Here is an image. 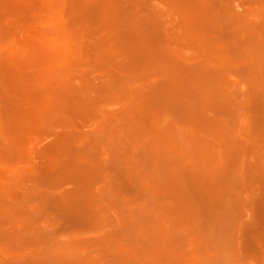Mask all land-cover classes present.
<instances>
[{
  "label": "bare ground",
  "instance_id": "1",
  "mask_svg": "<svg viewBox=\"0 0 264 264\" xmlns=\"http://www.w3.org/2000/svg\"><path fill=\"white\" fill-rule=\"evenodd\" d=\"M167 1L185 12L183 24L190 30L186 33L191 43L200 46V57L173 48L180 37L173 33L172 20L161 22L150 0H34L30 10L35 15L28 11L23 21L36 17L50 26L45 30L32 26L14 42H8L10 30L0 21L3 51L26 58L23 68L20 63L5 70L0 85L11 111L7 124H0L2 148L7 159L21 155L17 146L24 142L18 135L32 127L39 130L40 140L53 139L43 152L55 157L50 156L47 176H41V186L33 192L44 202L42 213L52 214L64 226L96 231L89 242L99 248L100 259L108 257L112 264H194L196 253H207L223 241H230L233 252L244 258L255 257L256 238L264 229V0ZM25 2L0 0V5L26 11ZM119 53L125 61H117ZM215 57L220 58L219 66ZM84 63L105 70L114 67V74L105 75L96 89L97 102H123L119 110L108 112L101 128L90 133L75 128L76 118L86 122L93 114L100 117L98 110L93 114L88 110L94 88L89 84L84 91L81 84L80 89L73 84L77 77L72 80V69ZM135 67L140 68V77L133 72ZM153 74L164 79V87L147 83V76ZM132 114L150 122L130 124ZM159 117L167 120L165 126L159 125ZM183 123L194 130L178 129ZM133 144L138 151L134 162L124 151ZM105 145H112L108 160L101 153ZM176 167L183 184L199 200L191 207L196 213L177 193ZM1 178L3 200L12 190ZM144 179L152 182L170 226L154 220L143 205L131 208L114 190L144 199L148 191ZM101 181L106 183L97 188ZM69 183L73 186L67 188ZM54 188L61 191L55 193ZM163 198L170 203H162ZM244 198L251 199L255 208L253 220L245 219ZM104 201L118 209L119 227L99 234L113 220ZM16 222L5 238L13 239L14 233L21 246L35 244L41 249L24 255L21 264H96L98 260L53 254L47 234L35 223ZM237 237L245 250L241 251ZM189 241L197 243L192 254L185 249ZM209 264L229 263L213 257Z\"/></svg>",
  "mask_w": 264,
  "mask_h": 264
},
{
  "label": "rangeland",
  "instance_id": "2",
  "mask_svg": "<svg viewBox=\"0 0 264 264\" xmlns=\"http://www.w3.org/2000/svg\"><path fill=\"white\" fill-rule=\"evenodd\" d=\"M2 2V0H1ZM34 2V0H26L25 6L23 5V9H26V11H13L9 10L7 6L0 5V21L1 24L5 27H7L10 30V33L8 35V42H14L19 41L21 37L26 35L28 31L31 29V27H36L40 30H45L49 28L50 23L48 21H43L41 19H38L36 17H33V19L26 23L23 21V16L30 11L31 15L34 16L35 14L33 11H31V3ZM41 2H44V0H41ZM151 5L153 9L159 14V20L161 22H167L169 20H172V28H174L173 33L177 34L180 37V40L173 44V48L177 51L182 52L184 55L190 56V57H200V46L195 45L191 43L190 37L187 35L186 30L190 31L188 27L184 26L183 20L185 18V12L181 7H176V5L170 3L167 0H150ZM29 12V13H30ZM38 12V13H37ZM12 13V15H11ZM36 14H41L39 11L35 12ZM147 13V11H145ZM51 13H47V15H50ZM38 16V15H37ZM9 25V26H8ZM106 30V29H105ZM104 30V32H106ZM98 37V36H96ZM0 85L4 78V75L6 74L7 68L9 66H18L21 62L26 61V58L23 56H17L13 57L10 53L7 54L6 49H4L0 46ZM12 50V49H11ZM10 50V51H11ZM85 55V54H84ZM101 56H104L102 52H100ZM84 57V56H83ZM19 58V59H17ZM86 60L89 59V56L86 54L84 57ZM125 56L123 54L117 55V61H125ZM215 66L220 65V58L215 57L213 60ZM9 63V64H7ZM22 64V63H21ZM19 67V66H18ZM24 67V64L21 66ZM32 67H26V71H30ZM99 70V71H98ZM133 72L137 77H140V68L135 67L132 69ZM115 69L114 67H109L108 70L102 69L100 67H97L95 65H91L89 63H84L81 66H77L72 69L71 71V77L73 78L77 77L73 81V84H75L76 87L78 85L80 88H83L84 91H86V88H88V85L90 84L94 89L92 90V105L88 109L90 110H98L99 115L96 114V118H93L90 116L89 121L76 118V124L75 128L78 131H83V133H90L94 130H97L98 128H101L102 122L106 119V115H108V112L111 111H117L123 106V102L119 100L116 102H106L104 104H100L97 102V97H99V93L96 90L99 85H101L104 81L105 75L107 74H114ZM48 74V72L46 73ZM79 77V78H78ZM84 78V79H83ZM80 79V80H79ZM82 79V80H81ZM85 80V81H83ZM147 83L149 85H156L157 87L161 86L164 87V79L157 74H153L150 76H147L146 78ZM80 81V82H79ZM76 82V83H75ZM87 85V86H86ZM79 88V87H78ZM79 88V89H80ZM96 93V94H95ZM9 102L7 101L4 93L0 90V124L3 126L5 123L7 124V121L11 119L10 110H9ZM99 106V107H97ZM117 106V107H116ZM4 110V111H3ZM98 113V112H97ZM210 113V112H209ZM212 114V113H211ZM137 114H132L129 118L130 124L133 123H143L148 124L149 122L147 120H143L142 117L136 116ZM142 118V119H141ZM96 121H93V120ZM159 121L160 126H165L167 123V120L165 118H157ZM74 120V121H75ZM78 121V122H77ZM80 121V122H79ZM85 125V126H83ZM89 125L88 127H86ZM36 126H34L35 128ZM231 127L235 128L236 124L232 123ZM83 128L85 130H83ZM178 129H186V130H194L191 125H185L179 124ZM32 130H35V133L32 132ZM37 130V132H36ZM21 135L19 138L22 142H24V149L23 147L18 144L17 150H20L21 155L6 158V151L2 148V138H0V177L1 179H5L8 181V184L11 186L10 189L12 190V193L8 194L6 197L3 198V200H0V264H21L22 257L26 254H32V253H40L41 249L37 248L35 244L28 245V246H21L20 242L17 238V234L13 233V239H6L5 236L7 235L9 237V234H11L15 228V224L17 223V220H27L30 222L35 223V225L41 229L43 232L47 234L48 237V246H51L50 248L53 250V254H61L64 257L68 256H89L91 258H94L96 260V264H112L111 261H109L107 258L100 259L99 257V248L96 246H93L89 240L93 239L98 233L96 231L89 233L90 231L77 228L76 226H64L62 222H59L57 219L54 218L52 214H44L41 212L42 205L44 202L42 199L38 196V194H35L33 192L34 189L39 188L40 182L39 179L41 176L45 177L47 176V166L50 163L51 154L49 155L43 152V149L46 144L49 145V142L51 143L53 139H47V140H40L41 137L38 133L39 130L36 129H30V130H21ZM33 133L31 135V133ZM14 134V133H13ZM16 137V133L14 134ZM15 140V137L11 134L9 135ZM38 137V138H37ZM53 138V137H51ZM32 146V147H31ZM111 146L112 145H105L101 148V153L103 155V159L108 160L111 157ZM137 146L133 144L129 149H125L126 151V157L129 158L130 161H135V159L138 160V151ZM27 150V152H26ZM58 153L57 151H55ZM54 152V153H55ZM26 153V154H25ZM53 153V152H52ZM69 154V153H68ZM56 155V154H55ZM54 156V154H53ZM52 156V157H53ZM55 157V156H54ZM60 157V153L57 154L56 158ZM141 163V169L145 167V162L142 161ZM47 165V166H46ZM45 169V170H44ZM135 167H131L130 170L134 171ZM44 171V172H43ZM173 171L177 174H179V185L177 188V193L183 200L185 201L187 207L192 211L195 212L192 208L196 206V204H200L199 200L189 191L186 185L183 184V180L181 179V169L179 167L173 168ZM40 175V176H39ZM145 184L147 187V196L144 199H135L133 195L128 194L127 192L123 191L121 192L118 188L114 189L117 190L119 194H121L123 197H125L130 202V207L133 208L137 205H143L146 208V212L148 215L152 216L154 220H156L160 224H164V226H170L171 223L168 219L165 218L164 210L159 209L158 202L156 197L154 196V193L152 191L151 185L152 182L149 179H144ZM182 182V183H181ZM106 181H101L96 186L97 188L102 187ZM196 185H200V182L196 183ZM68 186H73L72 184H67L66 187L70 188ZM65 187V188H66ZM53 191L60 192L61 189L54 188ZM13 198H11V197ZM6 198V199H5ZM2 199V198H0ZM11 199V200H10ZM8 203H7V202ZM11 201V202H10ZM4 202V203H3ZM14 202V204H13ZM162 203L169 204V199H162ZM2 203V204H1ZM11 203V204H10ZM16 203V206H15ZM243 203L247 204V208L243 210V214L245 215L246 220H253V216L255 214V208L252 206L251 199L244 198ZM14 206H13V205ZM103 205L108 210L109 215L112 216L113 220L112 223L109 225L103 226L100 228L101 232L99 234H106L109 231H112L119 227V212L118 209L113 207L109 202L104 201ZM192 207V208H191ZM197 209V208H196ZM180 232L186 233L185 229H180ZM233 237H228L226 240H231ZM256 240L258 241V248L259 253L255 257L251 258H244L243 254H240L239 251L232 250L231 242L230 241H223L221 244H213L211 250L207 253H196L194 255L193 261L194 264H196V261L199 260L201 264L203 263H210V260L213 259V257H217L218 259H221L229 264H256L257 260L256 258H259L262 262H264V229H261L259 231V235L257 236ZM237 243L238 246H240L241 251L245 250V247L242 246L243 241L241 237H237ZM118 245L120 247L125 248L128 253L130 252L132 255L134 254L133 249L127 247L125 243L122 241H118ZM197 243L192 241L187 242L185 245V249L188 254H192V252H195L194 249L196 248ZM263 247V248H261ZM104 249V248H103ZM39 250V251H38ZM190 256H186L185 259L188 260Z\"/></svg>",
  "mask_w": 264,
  "mask_h": 264
}]
</instances>
